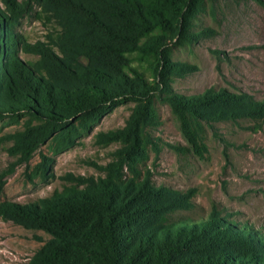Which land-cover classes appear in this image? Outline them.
Returning a JSON list of instances; mask_svg holds the SVG:
<instances>
[{"label":"trees","instance_id":"1","mask_svg":"<svg viewBox=\"0 0 264 264\" xmlns=\"http://www.w3.org/2000/svg\"><path fill=\"white\" fill-rule=\"evenodd\" d=\"M216 1L37 0L58 31L30 44L17 32L21 5L1 0L0 120L25 119L8 137L19 163L46 143L54 156L63 153L117 105L134 103L124 128L97 135L100 144L120 146L98 169L102 176L68 174L70 185L49 198L0 203L3 220L49 236L27 264H264V233L222 216L216 205L205 218L173 221L195 209L193 192L155 186L141 173L153 145L146 129L158 125L155 100L169 105L195 151L205 150V129L214 123L264 124V100L248 93L172 91V80L195 67L173 62L171 50L201 38L193 22ZM134 54L153 59L151 80L131 67ZM41 159L32 173L46 180L52 159Z\"/></svg>","mask_w":264,"mask_h":264},{"label":"rangeland","instance_id":"2","mask_svg":"<svg viewBox=\"0 0 264 264\" xmlns=\"http://www.w3.org/2000/svg\"><path fill=\"white\" fill-rule=\"evenodd\" d=\"M22 16L17 32L24 41L46 42L56 26L39 13L37 0H17ZM0 8L4 6L0 0ZM204 30H209L202 33ZM192 32L201 38L173 46L171 60L195 67L192 74L172 80V91L193 96L207 89L245 92L264 100V0H218L198 15ZM25 61L35 57L20 54ZM131 67L152 78L153 59L132 55ZM134 103L117 105L74 147L54 156L50 143L40 147L28 163L9 153L8 137L23 129L25 119L0 120V203L31 204L70 185L66 175L99 177L111 163L119 144H100L99 133L125 127ZM158 125L146 129L153 145L141 173L149 172L155 186L192 191L195 209L178 212L171 220L205 218L213 205L240 225L264 233V124L251 120L218 122L205 129V150L195 151L183 137L167 103L155 100ZM52 159V177L43 180L32 169L41 156ZM49 239L42 231L27 230L0 217V264H27Z\"/></svg>","mask_w":264,"mask_h":264}]
</instances>
